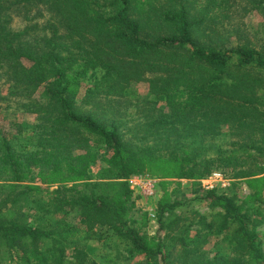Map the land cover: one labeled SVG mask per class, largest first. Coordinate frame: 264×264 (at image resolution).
I'll return each instance as SVG.
<instances>
[{"label":"trees","instance_id":"16d2710c","mask_svg":"<svg viewBox=\"0 0 264 264\" xmlns=\"http://www.w3.org/2000/svg\"><path fill=\"white\" fill-rule=\"evenodd\" d=\"M205 1L200 10L189 0H0V73L12 95L42 94L30 133L0 131V264H116L121 253L98 262L86 249L96 229L138 264H264L261 192L246 211L248 202L209 191L199 198L208 217L161 200L148 237L151 216L127 182L161 162L180 180L227 168L263 180L264 41L259 32L258 42L246 41L250 34L226 21L237 2L264 18V0ZM42 6L53 14L44 27L11 28L15 13L30 18ZM234 36L239 44L230 46ZM139 83L173 114L131 128L129 138L121 110ZM181 119L189 123L174 127ZM224 128L227 147L207 142ZM73 212L84 239L67 221Z\"/></svg>","mask_w":264,"mask_h":264},{"label":"rangeland","instance_id":"374dc122","mask_svg":"<svg viewBox=\"0 0 264 264\" xmlns=\"http://www.w3.org/2000/svg\"><path fill=\"white\" fill-rule=\"evenodd\" d=\"M189 2L191 4L195 3L200 10L203 9L204 5H206L205 0H189ZM231 13L230 19L226 21L227 24L231 23V27L228 25V28H242L246 33L250 34V38L246 41L252 42H258L254 36L259 32V42L264 41V18L258 14L257 11H254L252 6L246 5L244 2H237L232 6ZM27 14L30 18H24L23 14L21 15L15 13V15H13L11 28L14 31L22 32L32 24L44 27L51 19H53V14L45 6L33 9ZM237 44H239V40L235 36L232 37L230 46H236ZM133 88L137 93V97H127L125 108L121 110L123 115H121L120 120L123 130L129 133V135H127L129 138L131 137V132H129L131 128L140 124H145L147 121L153 119H160L162 121L166 115L171 114L172 116L173 114V111L166 107L163 102L154 105V99L150 94L149 85L147 83L135 84L133 85ZM41 96V92L31 97L21 94L12 95L9 90V85L6 83L5 77H3V73H0V131L5 136L12 138V136L17 133L18 129L25 133V130H27L25 126H36L40 124L38 118L39 114L36 113L35 106L42 104ZM24 104H28L29 107L24 108ZM187 122L189 123L188 120L184 119L175 120L173 126L175 127L176 124H182L185 126ZM173 140L176 141V138H173ZM256 140L259 142L258 146H261V138L259 139V137H257ZM192 141H195V139H189L187 142L191 143ZM207 142H213L214 144H221L224 147H227L228 144L233 142V139L228 130L224 128L222 135L214 138L213 140L209 139ZM236 142H240V140H237ZM244 142L245 141H243V143ZM27 143L29 145L33 144L31 140H28ZM103 152H105V150H103ZM262 160H264V158H262ZM161 163L152 166L148 172H145L148 173L156 183V195L150 198L145 197L140 193L134 194L136 204L139 206L138 208L149 212L151 216L149 226L144 231L148 237H154L156 235L158 226L153 215L155 216L157 207L161 200L167 199L172 202H184L186 205L180 209V212L191 217H193L194 212H198L206 217L211 214V211L207 208L206 204L199 199L209 191H215L218 195L235 197L238 204H242L245 201L248 203L250 202L251 204L246 203L245 205L246 211L256 205L248 199L254 191L261 192L259 200H264V175L261 176L263 180L258 182V184L257 182H249V180L235 178V173H233L232 168H227L224 170L221 169L223 171H215L220 172L223 175L222 179L209 180L205 178L206 180L203 179L202 183L200 180H180L175 177L177 173L176 167L166 163ZM246 168L247 167H245L244 170ZM240 170L241 169H237V171ZM207 180L208 182H206ZM34 184L45 187V185H42L37 180ZM67 221L73 226L80 228L81 231L79 238L84 239L86 231L81 226L79 213L73 212L67 217ZM195 229L196 227L193 228V230ZM257 232L263 238L264 251V222L257 229ZM101 236L106 237V239L100 242L99 238ZM91 237L92 240L89 241L86 249L91 257L98 262L102 261L107 254L119 253L122 255H120L116 264H138L143 261L140 257L128 259L127 249L123 246H119L117 238L112 236L107 229H96L92 232ZM216 240V238L212 239L211 244L205 249L210 251L212 248L211 250H213ZM221 251L225 252L226 249L222 248Z\"/></svg>","mask_w":264,"mask_h":264},{"label":"built area","instance_id":"2783aa9c","mask_svg":"<svg viewBox=\"0 0 264 264\" xmlns=\"http://www.w3.org/2000/svg\"><path fill=\"white\" fill-rule=\"evenodd\" d=\"M222 178L223 175L220 172H215L210 175L207 179L218 180ZM127 182L134 194L140 193L141 195L150 198L156 195V183L155 181H153L152 177L148 173L133 175L127 180ZM200 182L203 183V179L200 180ZM206 182H208V180ZM137 207L139 206L137 205ZM153 217L155 216L153 215Z\"/></svg>","mask_w":264,"mask_h":264}]
</instances>
